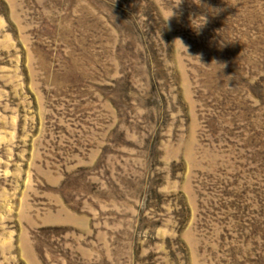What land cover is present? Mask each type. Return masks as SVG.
<instances>
[{
  "label": "rangeland",
  "instance_id": "rangeland-1",
  "mask_svg": "<svg viewBox=\"0 0 264 264\" xmlns=\"http://www.w3.org/2000/svg\"><path fill=\"white\" fill-rule=\"evenodd\" d=\"M0 264H264V0H0Z\"/></svg>",
  "mask_w": 264,
  "mask_h": 264
}]
</instances>
